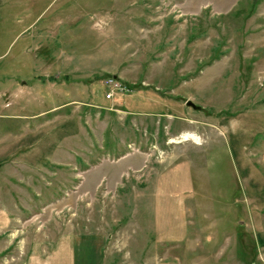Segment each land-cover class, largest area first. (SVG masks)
Here are the masks:
<instances>
[{
    "label": "rangeland",
    "instance_id": "rangeland-1",
    "mask_svg": "<svg viewBox=\"0 0 264 264\" xmlns=\"http://www.w3.org/2000/svg\"><path fill=\"white\" fill-rule=\"evenodd\" d=\"M0 264H264V0H0Z\"/></svg>",
    "mask_w": 264,
    "mask_h": 264
},
{
    "label": "built area",
    "instance_id": "built-area-1",
    "mask_svg": "<svg viewBox=\"0 0 264 264\" xmlns=\"http://www.w3.org/2000/svg\"><path fill=\"white\" fill-rule=\"evenodd\" d=\"M101 83L104 87V97L110 98L117 92L127 90V85L122 83L118 78L113 75H106L101 79Z\"/></svg>",
    "mask_w": 264,
    "mask_h": 264
},
{
    "label": "water",
    "instance_id": "water-1",
    "mask_svg": "<svg viewBox=\"0 0 264 264\" xmlns=\"http://www.w3.org/2000/svg\"><path fill=\"white\" fill-rule=\"evenodd\" d=\"M113 76H115V75H113ZM184 104H185V105H188V106H190V107H192V108H194V109H198V108H200V105L194 103L191 99H185V100H184Z\"/></svg>",
    "mask_w": 264,
    "mask_h": 264
},
{
    "label": "bare ground",
    "instance_id": "bare-ground-1",
    "mask_svg": "<svg viewBox=\"0 0 264 264\" xmlns=\"http://www.w3.org/2000/svg\"><path fill=\"white\" fill-rule=\"evenodd\" d=\"M181 136H182L183 139H192L195 142H198V138L194 134L187 133V134H184V135H181Z\"/></svg>",
    "mask_w": 264,
    "mask_h": 264
},
{
    "label": "trees",
    "instance_id": "trees-1",
    "mask_svg": "<svg viewBox=\"0 0 264 264\" xmlns=\"http://www.w3.org/2000/svg\"><path fill=\"white\" fill-rule=\"evenodd\" d=\"M109 75H112V74H109ZM128 87V86H127Z\"/></svg>",
    "mask_w": 264,
    "mask_h": 264
},
{
    "label": "crops",
    "instance_id": "crops-1",
    "mask_svg": "<svg viewBox=\"0 0 264 264\" xmlns=\"http://www.w3.org/2000/svg\"><path fill=\"white\" fill-rule=\"evenodd\" d=\"M115 95V94H114ZM106 98V97H105Z\"/></svg>",
    "mask_w": 264,
    "mask_h": 264
}]
</instances>
